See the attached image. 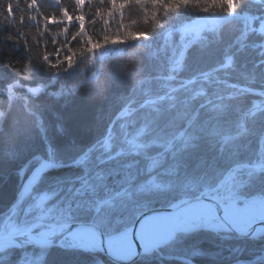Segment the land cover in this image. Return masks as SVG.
Wrapping results in <instances>:
<instances>
[{
    "label": "snow or ice",
    "instance_id": "1",
    "mask_svg": "<svg viewBox=\"0 0 264 264\" xmlns=\"http://www.w3.org/2000/svg\"><path fill=\"white\" fill-rule=\"evenodd\" d=\"M88 4L95 5L88 18L93 35L85 30V15H70L68 8L57 20L31 0L26 9L35 14L14 17L13 3H0V70L13 74L0 81V95H7L0 101V138L5 140L0 182L5 164L18 181L16 196L0 217V264H48L52 251L67 257L66 264H193L196 258L264 264V0ZM75 5L82 11L85 0ZM137 12L152 22L151 32L127 31L125 20L137 24ZM202 13L211 19L202 20ZM25 19L40 36L41 20L44 31L49 24L75 20L78 29L70 36L68 27L62 28L69 38L60 48L71 51L72 41L87 45L80 63L97 48L123 43V31L125 40H142L151 55L166 57L168 74L150 64L142 70L135 63L115 65L102 85L103 69H98L79 87L68 88L61 81L80 74L73 67L76 53L57 63L48 53L33 59L40 42L33 36L29 46ZM193 44L200 56L217 48L221 56L215 66L183 78ZM253 54L255 59L241 62ZM91 59L96 68L95 56ZM104 59L102 54L100 63ZM62 63L66 67L60 68ZM233 73L236 82H230ZM159 80L165 82L162 94L153 89ZM194 85H200L198 91ZM76 95L98 102V113L115 108L116 115L103 138L86 146L69 138L61 145L57 138L68 136L65 113L57 112L50 134L41 119L44 105L54 100L66 109ZM250 96L260 99L248 104ZM28 119L37 125L42 152L21 133ZM93 123L98 121L84 127ZM203 236L213 239L215 252L201 248Z\"/></svg>",
    "mask_w": 264,
    "mask_h": 264
},
{
    "label": "trees",
    "instance_id": "2",
    "mask_svg": "<svg viewBox=\"0 0 264 264\" xmlns=\"http://www.w3.org/2000/svg\"><path fill=\"white\" fill-rule=\"evenodd\" d=\"M5 0H0V3H4ZM7 2L13 3V16L18 17L20 14H24L25 17L27 15L35 14L26 9V4L30 3L31 0H7ZM38 5L42 4L43 7L40 8V11L45 15L56 16L57 20L62 19V9L68 8L70 15H85V30L88 31L89 35H93L90 30L89 17L92 16L95 11V5L89 6L88 0H85V5L83 10L81 11L75 5V0H60L59 5H57L56 0H37ZM19 4V9L16 8V5ZM105 6H107V0H105ZM127 15V13H126ZM145 14L143 12H137L134 15V19L137 20V24L133 25L125 20V23L128 25L127 31H146L151 32L153 30V25L150 20L144 19ZM200 18L203 20H208L211 17L208 14H200ZM98 20L100 18H97ZM74 21V20H73ZM25 24L27 27L23 28V31L27 34L25 39L28 41L29 46H32V37L36 36V39L40 42V46L33 47L32 58L33 59H42L44 53L49 54V60L52 63H57V58L63 59L64 56L70 55L71 53H76L73 56V67L77 68L78 73L74 74L70 77H65L61 83L66 81V86L68 88H77L79 85L87 78H91L92 72L98 69H103V73L99 74V83L102 85L104 83L105 76L110 72L113 66L119 65L121 68H129L133 63H135L137 69L142 70L143 64H150L155 66L156 70L162 75L168 74L169 61L166 57L162 55H151L149 50L145 47L142 40H132V39H124L123 31L120 32L119 38L123 41V43H119L117 45H105L104 48H97L94 51V54H90L89 58L85 60L84 63H80V54L82 48H86L87 45L77 46L75 41H72L68 44V48L71 51H68L65 48H60L62 44L69 38L66 37L62 32V28L67 26L69 29V36L72 32L78 29V25L75 22L67 25H51L47 26V31H44L43 21L41 20L40 31L43 32V35H37V30L29 25L27 19H25ZM99 27V24L97 25ZM159 31L158 28L155 29ZM228 36L226 38H230L231 27L227 30ZM115 29H110L109 35L114 34ZM95 39H101L100 36L94 37ZM80 39V38H78ZM178 40V36L176 37ZM53 40L55 44H53ZM57 48H60V52L57 53ZM151 52H155V48L151 50ZM222 49L217 48L208 52L207 54L200 56L196 50V45L193 44L189 48L190 56L186 58V64L188 65L187 69L181 73L183 78L190 77L194 71L197 70H207L217 64L220 59ZM105 56L103 63H100L99 58L101 55ZM95 56V64L96 68H93V60L91 56ZM241 62L248 60L251 61L255 59L254 54L249 56H242ZM60 68L66 67V63H62L59 65ZM248 67L251 68V63L248 64ZM71 71V69H70ZM13 76L12 73H4L3 70H0V81L11 79ZM230 82H236V74L233 73V78ZM23 83V82H22ZM164 81L159 80L153 86L154 91H159L161 94L164 90ZM38 86L35 83H31L28 86ZM2 83H0V87H2ZM59 85L55 86L58 88ZM55 88L53 90H55ZM200 85H194V91H198ZM138 100H143V96H138ZM201 98H197V101L193 102V107L197 103L200 102ZM259 97L250 96L247 98V103L250 104L252 101L259 100ZM6 96L0 95V101H6ZM98 103V102H96ZM96 103H90L86 97L83 95H76L71 99V103L65 109L61 104L57 103L54 100H49L44 105V116L41 117L42 120H45L49 124L50 134H51V126L52 122L56 120V114L58 111H62L65 113V123L67 125L68 136L58 137L57 143L64 144L67 143L69 138H74L80 145L86 146L97 138H103L105 135V128L108 125V122L114 119L116 115L115 108H107L102 113L97 112ZM18 110V109H17ZM233 120L236 119L234 115L232 117ZM93 121H98V123H93L90 128L84 127V123H91ZM37 125L31 119L24 121V126L21 129L22 135L27 138L31 137L32 143L34 145L35 150L39 153L43 151V146L40 143V138L36 135L35 129ZM57 128L60 127V124L57 123ZM227 126H225V129ZM3 138H0L2 141ZM9 146H13L12 143H8ZM252 148H256V141L252 138ZM4 147V144H0V149ZM22 174V173H21ZM18 181L16 180L15 173L13 171L12 166L5 164L3 167V179L0 182V217L4 215L8 211V207L13 201V198L17 194ZM198 242L200 243L201 248L215 252L217 249L215 247V242L209 236H203L198 238ZM235 243V242H231ZM260 245L257 244L256 247ZM224 255H227L225 252ZM246 259V257H245ZM67 257L62 254L52 251L48 257V264H66ZM165 264H178V261H165ZM193 264H231L230 261H225L223 259H213V258H196Z\"/></svg>",
    "mask_w": 264,
    "mask_h": 264
},
{
    "label": "rangeland",
    "instance_id": "3",
    "mask_svg": "<svg viewBox=\"0 0 264 264\" xmlns=\"http://www.w3.org/2000/svg\"><path fill=\"white\" fill-rule=\"evenodd\" d=\"M203 20V19H202ZM72 22H75V20L74 21H72ZM53 26V25H59V24H49V26ZM31 86V85H30ZM33 87H37V86H33ZM5 96H6V99H7V95L5 94ZM257 101V100H256ZM18 105H16V108L18 109ZM1 143H3L4 145H5V140L4 139H2V141H0V144ZM7 143H9L10 144V141L9 142H7ZM21 175H24V173H22Z\"/></svg>",
    "mask_w": 264,
    "mask_h": 264
},
{
    "label": "water",
    "instance_id": "4",
    "mask_svg": "<svg viewBox=\"0 0 264 264\" xmlns=\"http://www.w3.org/2000/svg\"><path fill=\"white\" fill-rule=\"evenodd\" d=\"M211 19V18H210Z\"/></svg>",
    "mask_w": 264,
    "mask_h": 264
}]
</instances>
